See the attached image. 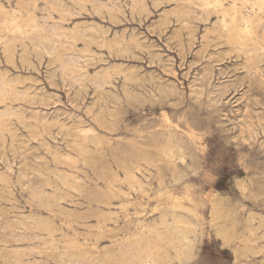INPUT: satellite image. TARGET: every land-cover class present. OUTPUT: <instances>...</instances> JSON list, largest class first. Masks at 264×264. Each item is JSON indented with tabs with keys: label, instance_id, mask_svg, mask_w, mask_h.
I'll use <instances>...</instances> for the list:
<instances>
[{
	"label": "rangeland",
	"instance_id": "1",
	"mask_svg": "<svg viewBox=\"0 0 264 264\" xmlns=\"http://www.w3.org/2000/svg\"><path fill=\"white\" fill-rule=\"evenodd\" d=\"M255 2L0 0V264H264Z\"/></svg>",
	"mask_w": 264,
	"mask_h": 264
},
{
	"label": "bare ground",
	"instance_id": "2",
	"mask_svg": "<svg viewBox=\"0 0 264 264\" xmlns=\"http://www.w3.org/2000/svg\"><path fill=\"white\" fill-rule=\"evenodd\" d=\"M261 1H262V3H263V0H256V2L255 3H258V2H260L261 3ZM206 2V1H205ZM217 2H218V4L220 3V0H217ZM208 4H210V2H207V5ZM264 4V3H263ZM261 5V4H260ZM211 6V5H210ZM214 8V7H213ZM187 15V14H186ZM54 35V34H53ZM88 38V37H87ZM17 41V40H16ZM64 43V42H63ZM55 44V43H54ZM67 44V43H66ZM252 50V49H251ZM264 51V50H263ZM158 63V62H157ZM249 75V74H248ZM101 76V75H100ZM2 78V77H1ZM63 79V78H62ZM128 79V78H127ZM1 81V80H0ZM2 83V82H1ZM97 84V83H96ZM95 86V85H94ZM127 86V85H126ZM0 93H1V91H0ZM248 125V124H247ZM248 132V131H247ZM251 139V138H250ZM201 141V140H200Z\"/></svg>",
	"mask_w": 264,
	"mask_h": 264
}]
</instances>
